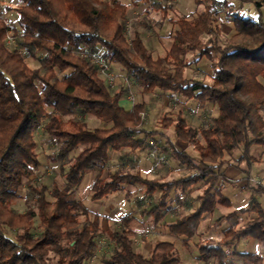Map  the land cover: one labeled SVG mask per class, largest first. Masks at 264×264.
Here are the masks:
<instances>
[{"label": "trees", "instance_id": "1", "mask_svg": "<svg viewBox=\"0 0 264 264\" xmlns=\"http://www.w3.org/2000/svg\"><path fill=\"white\" fill-rule=\"evenodd\" d=\"M153 1L162 8L163 0ZM193 1V12L172 20L178 27L169 34L171 46L157 58L142 37L140 28L151 31L143 21L131 27V38L127 36L130 7L122 0H18L20 28L2 16L0 8V264H84L94 258L104 234L113 244L109 254L103 255V264H181L173 242L157 241L147 257L135 250L132 213L116 221L120 230L103 232L101 215L78 198L80 184L92 171L98 172L91 186L93 201L127 186L143 187L149 196L161 191L157 203L142 211L155 226L173 212L168 203H181L182 196L192 197L199 187L201 193L192 197L197 204L193 211H179L176 221L166 225L172 238L190 240L218 207H231L220 181H232L220 169L225 165L240 168L245 162L251 166L256 159L252 148L264 146V0ZM202 6L204 11L198 13ZM246 6L254 7L252 14ZM222 14L239 39L227 46L218 38ZM8 31L16 40L15 49L5 44ZM203 36L210 37L207 45ZM83 52L120 64L143 93L160 91L168 98L196 99L218 109L211 124L202 123L199 128L191 126L182 112L177 118H161L165 129L173 128L183 149L166 142L159 156L180 161L187 176L149 179L141 172L117 170L103 177L113 153L151 149L155 132L142 129L144 137L133 138L146 105L136 102L129 111L123 108L126 83L111 88ZM189 55L197 56L196 63L207 59L214 73L212 83L186 78ZM27 60L37 67H30ZM87 117L110 127L89 128ZM41 130L58 146L51 158L62 161L59 170L64 182L53 188L42 184L37 175L43 167L36 139ZM188 146L197 157L184 150ZM239 149L242 156L235 164L225 160ZM120 159L124 160L123 154ZM245 178L246 187L264 196L263 186L248 183V175ZM22 190L28 203L25 213L12 207ZM240 211L257 217L223 229L217 242L207 239L198 244L199 259L205 264L213 260L215 264H249V260L264 264V255L236 248L241 241L254 239L264 251V208L253 201L250 209ZM224 219L221 216L216 222ZM235 256L240 263L233 261Z\"/></svg>", "mask_w": 264, "mask_h": 264}, {"label": "rangeland", "instance_id": "2", "mask_svg": "<svg viewBox=\"0 0 264 264\" xmlns=\"http://www.w3.org/2000/svg\"><path fill=\"white\" fill-rule=\"evenodd\" d=\"M123 2L129 5L128 12V21H127V36L129 38L132 37V31L130 30L133 25H138L142 21L144 24L148 25L151 28V31H146L140 28L142 31V37L144 38L150 52L153 54L155 58L164 56L166 50L171 46V38H169V34L173 29H177L178 26H174L172 24V20H177L178 18L183 19L185 16L189 15L196 9V4L193 0H163L162 8L158 9V5L154 3L153 0H122ZM6 6H10L14 9L7 10ZM18 6V0H0V8L2 11V16L6 19L10 20L11 24L17 28H20L18 23V13L15 8ZM166 7V8H165ZM253 6H246L245 10H249V13H253ZM166 9V11H165ZM204 11V7L202 6L199 9L198 13H202ZM226 12V9H224ZM248 14V13H247ZM1 18V15H0ZM218 22L222 27L221 34L218 36L219 42L223 46H227L233 42H238L239 39L234 37L235 31L233 29V25L231 21L227 18V15L222 14L219 17ZM175 27V28H174ZM13 36V33L10 31L7 32L5 37V44L10 49H15L16 40L13 44L9 41L8 37ZM210 37L203 36L202 41L203 44H208ZM214 39V38H212ZM214 44V43H213ZM101 54L104 52L101 49ZM214 56H218L216 51H213ZM196 55H189L187 60L190 62V65L186 71V78L192 81H204L205 83H212V77L214 75L210 63L207 59L203 58L200 62L196 63L194 60L196 59ZM27 63L30 67L35 68L37 64L32 60H27ZM112 69L124 75V71L122 70V66L118 63L111 64ZM101 77V76H100ZM102 78V77H101ZM264 83V80L261 79ZM124 81H121L122 84ZM132 89L136 97V102L144 103L145 107V119L140 120V124L134 128V139H138L144 137V134L141 130L144 129L146 131H154L155 133L150 137V140L155 137H159V132L161 135L166 137V134H171L174 137L173 128L165 129L162 126L161 118L165 115L170 117L177 118L179 117V113H184V117L189 122L191 126L199 128L202 123L211 124L212 117L218 116V109L212 107L209 104H203L198 102L196 99L186 100L185 98L173 97L168 98V95L162 94L160 91L156 93H143L141 86L134 80L131 81ZM125 100L128 101L127 96ZM67 120V118L65 119ZM87 124L89 128H108L110 127L108 124L98 120L97 118L87 117ZM36 139L38 141V153L40 155V160L43 164V167L39 170L37 175L40 178V182L42 184L47 185L48 187L53 188L54 185L60 186L64 181L60 175V164L62 161L52 159L51 157H55L58 153V149L56 145L51 144L47 135L43 133V131H39L36 135ZM174 140V138H173ZM153 144L158 145L160 147L164 144V139L161 137L152 141ZM188 154H194L192 146H188ZM150 150L147 149L145 151L132 152V150H126L123 152L124 160L121 161L120 165L116 162V164L110 165V167L105 168L102 173L103 177L107 176V173L119 171H127L132 170L133 172H141L144 176L148 178H153V171L158 172L155 176H164L166 180H172L176 177H185L189 173L183 167L180 161H175L171 157L162 156L164 161H158L156 158H152L150 156ZM252 154L257 157L262 158L261 162H256L253 165L249 166L246 162L241 164L240 169H232L236 175L235 178H242L236 183L227 184L226 188L223 187V192L231 199L232 206L231 207H218L215 217L211 219V217H207L204 222H202L200 229L196 236L191 238L188 241H184V239L172 238L167 230L166 225L171 224L176 221L179 217V211L183 214H188L193 211L195 205V201L192 197L186 198L182 196L181 203H168L169 207H174L172 213L168 214L166 218L161 221L158 227H153V223L150 217L146 215H142V209H144L149 201H152V205L149 206L151 208L154 204L157 203L159 197L161 195V191H157L153 196L146 195L143 187H137L138 192H134L135 197H131V200L126 198L128 190H124L118 193L111 195L110 197L103 200H92L93 193L87 188V181L89 180V176L93 172L87 173L80 186V190L78 193V198L89 208L92 210H96L105 215H110L114 212L116 218L123 217L127 214H133L136 217V221L133 224V229L137 232L135 236V244L134 248L137 252L143 254L144 256H149L153 250L154 245L157 241H167L173 242L175 244L178 255L181 258V264H205L204 261L199 259V251L197 248L198 244H204L208 241L207 239H212L214 242L219 241V233L229 227L230 225L240 224L243 225L246 221L251 218L257 217L254 212H237L236 216L233 218H228L234 212L244 209L249 206L251 203L252 197L256 196L255 191L249 187H243L244 181L243 177L246 174H250L252 178L249 179L248 183L258 185V182H263L264 184V146L262 147H253ZM118 154L114 153V158ZM242 156V151L239 149L234 152L233 158L226 155L225 160L232 162V165L236 163V161ZM161 157V156H160ZM148 159V160H147ZM148 162L150 163L148 166ZM255 160V159H254ZM158 165V166H157ZM157 166V167H156ZM133 168V169H132ZM231 168V167H230ZM155 169V170H154ZM229 168L225 165L221 168V171H226ZM169 171V172H168ZM225 188V189H224ZM198 193H201L197 191ZM196 192V193H197ZM21 195L16 198L12 207L21 213H25L28 211V203L25 200V192L20 191ZM196 193L193 196H196ZM133 196V193H132ZM260 202L264 203V196L259 195ZM194 203V204H193ZM113 210V211H112ZM224 215V220L216 222L218 218ZM210 220L214 223L215 227L211 224ZM85 218L81 220V223L84 224ZM151 226V232L148 233L147 229ZM121 224H117V222H102V230L104 233H108L110 230H120ZM163 233H161V232ZM112 241L108 235L104 234L103 237L100 238L99 250L96 252L94 258L92 260L86 261L84 264H103V255L109 254L112 248ZM238 252H251L257 255H264V251L259 245V243L254 239H248L241 241L236 246ZM232 249V248H231ZM239 258L237 256L234 257V262L238 263ZM216 260L210 261L208 264H215ZM247 263L253 264L252 261H248Z\"/></svg>", "mask_w": 264, "mask_h": 264}, {"label": "crops", "instance_id": "3", "mask_svg": "<svg viewBox=\"0 0 264 264\" xmlns=\"http://www.w3.org/2000/svg\"><path fill=\"white\" fill-rule=\"evenodd\" d=\"M167 51V50H166ZM167 96V95H166ZM121 106L123 107V108H125L127 111H129V110H131L132 109V107H133V105L129 102V101H127V100H125V98L121 101ZM94 118V117H93ZM149 132H154V131H149ZM162 132V131H161ZM161 132H159V137H155V136H153V138L150 140V142L151 143H153L152 141H154V140H156V139H159L160 137L162 138V139H164V142L166 143V142H169L171 145H174L175 144V147H176V149H178V150H182L183 149V146L180 144V143H178L176 140H175V137H172V135L171 134H166V137L165 136H163V135H161ZM173 138H174V140H173ZM188 147H186L184 150L185 151H188ZM193 152L195 153V155L194 154H191L192 156H195V157H197L198 156V154H197V152L196 151H194L193 150ZM114 154V153H113ZM113 154H112V164L114 165V164H116V162L120 165V163H121V159H120V157H121V155L122 154H120V153H116V154H118L115 158H114V156H113ZM166 157H168V156H166ZM148 160V159H147ZM175 160V159H174ZM175 161H178V160H175ZM262 161V158H261V156L260 157H257V159H255L253 162H252V164L251 165H253L254 163H258V162H261ZM150 162V161H149ZM148 162V164L147 165H143L142 164V160H141V164H142V166H148L149 167V165H150V163ZM158 166V165H157ZM156 166V167H157ZM184 167V166H183ZM185 168V167H184ZM133 169V168H132ZM186 169V168H185ZM232 169H234V170H236V169H240V168H237L236 166H232L231 168H229L228 170H226V175H227V177L232 181V183H236V181H239L240 179H242V178H235V179H233L234 178V176L236 175L233 171H231ZM155 170V169H154ZM187 170V169H186ZM93 173H91L90 174V176H89V180L87 181V188H89L90 189V191H91V186H92V184H93V182H94V180H95V178H96V176L98 175V172L97 171H92ZM169 172V171H168ZM156 173H158V172H154L153 171V178H149V179H154V178H157V177H163L164 178V176H161V175H159V176H155L156 175ZM155 174V175H154ZM246 175H248L250 178H252L251 177V175L250 174H246ZM246 175L243 177V181H244V184H242V185H244L243 187H246V185H247V179L245 178L246 177ZM146 177V176H145ZM180 177V176H179ZM148 178V177H147ZM176 178H178V177H176ZM83 181H84V179H83ZM82 181V182H83ZM231 183V184H232ZM258 183H260V185L261 186H263L264 187V184H263V182H258ZM82 184V183H81ZM81 184H80V186H81ZM254 185V184H253ZM80 186H79V190H80ZM196 188V187H195ZM226 188V187H225ZM224 188V189H225ZM247 188V187H246ZM249 188H251V186L249 187ZM198 189H199V187L197 188V191H198ZM126 190H128V192H130V193H133V196H132V194H131V197H135V195L136 194H134V192H138V189H137V187H135V186H127V188H126ZM131 190H134V192L133 191H131ZM196 191V192H197ZM127 192V193H128ZM195 192V193H196ZM78 193H79V191H78ZM224 193V192H223ZM199 193L197 192L196 193V196L198 195ZM224 195H225V197H227L228 199H229V201H230V203H231V206H232V201H231V199L224 193ZM195 196V197H196ZM192 197H194V196H192ZM126 198L128 199V200H131V198L130 197H127V195H126ZM253 201H256V202H259L261 205H262V207L264 208V203H262V202H260V200H259V195H257L256 194V196H253L252 197V200H251V203L249 204V206L248 207H246V208H244V210H248V209H250L251 208V205H252V202ZM195 203V205H197L196 204V202H194ZM193 203V204H194ZM153 203H152V201H149V204L144 208V209H149V206L150 205H152ZM229 208V207H228ZM144 209H142V211L144 210ZM92 212H94V213H98L99 215H101V217H102V219H103V221H109V222H112V221H114V222H116V221H119V219H121V217L120 218H116V216H115V214H114V212L112 213V214H110L109 216L108 215H105V214H102L101 212H98V211H96V210H92V209H90ZM241 210V209H240ZM240 210H238V211H240ZM113 211V210H112ZM217 211V210H216ZM216 213V212H215ZM142 215H145V214H142ZM146 216H148V215H146ZM224 216V215H223ZM149 217V216H148ZM208 217H211V219L212 218H214L215 217V214L214 215H210V216H208ZM234 217V216H233ZM232 217V218H233ZM152 220V219H151ZM213 220V219H212ZM136 221V220H135ZM217 221V220H216ZM244 221H246V220H244ZM152 223H153V227H158V225L157 226H155L154 225V222L152 221ZM210 225L212 224L214 227H215V225H214V223L210 220ZM134 224V223H133ZM133 224H132V229H133ZM152 228H151V226H150V228H148L147 229V231H148V233H150L152 230H151ZM138 232V231H137ZM161 232V231H160ZM161 233H163V232H161ZM221 236H222V231L219 233V237L221 238ZM210 240V239H209ZM212 240V239H211ZM170 242V241H169ZM238 263H240V261L238 262Z\"/></svg>", "mask_w": 264, "mask_h": 264}, {"label": "built area", "instance_id": "4", "mask_svg": "<svg viewBox=\"0 0 264 264\" xmlns=\"http://www.w3.org/2000/svg\"><path fill=\"white\" fill-rule=\"evenodd\" d=\"M8 39L13 44L15 43V39L13 38V36L8 37ZM83 56L89 58L94 64H96L98 66L102 77L106 80L107 84L111 88L117 87L118 85H120L121 81H124L126 83L127 89H128V93H127L128 101L132 105H134L136 103V101H135L136 97H135V94H134L133 89H132V83L128 79V77L125 76V74L121 75V74L115 72L112 69L111 64L108 61H106L101 55H95V54L83 52ZM141 119H145V113L141 114ZM159 150H160V147H158V145L152 143V148L150 150V156L152 158H155V159L157 158L158 161H164V159L159 156ZM225 182L226 181L223 178H221L220 186L225 187L226 186ZM257 184L260 185V183H257Z\"/></svg>", "mask_w": 264, "mask_h": 264}]
</instances>
